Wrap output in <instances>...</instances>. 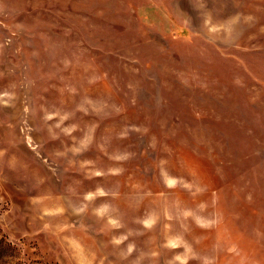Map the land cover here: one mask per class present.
<instances>
[{
	"label": "rangeland",
	"instance_id": "rangeland-1",
	"mask_svg": "<svg viewBox=\"0 0 264 264\" xmlns=\"http://www.w3.org/2000/svg\"><path fill=\"white\" fill-rule=\"evenodd\" d=\"M0 264H264V0H0Z\"/></svg>",
	"mask_w": 264,
	"mask_h": 264
},
{
	"label": "clouds",
	"instance_id": "clouds-1",
	"mask_svg": "<svg viewBox=\"0 0 264 264\" xmlns=\"http://www.w3.org/2000/svg\"><path fill=\"white\" fill-rule=\"evenodd\" d=\"M170 183H174V181H170ZM198 223H200V221H199V219H198V221H197ZM201 226H203V225H201Z\"/></svg>",
	"mask_w": 264,
	"mask_h": 264
}]
</instances>
